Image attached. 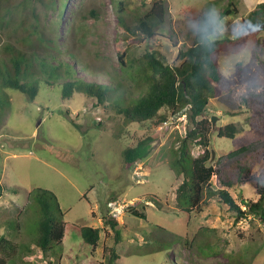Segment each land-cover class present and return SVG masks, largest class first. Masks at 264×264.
Segmentation results:
<instances>
[{"label":"rangeland","instance_id":"obj_1","mask_svg":"<svg viewBox=\"0 0 264 264\" xmlns=\"http://www.w3.org/2000/svg\"><path fill=\"white\" fill-rule=\"evenodd\" d=\"M65 1L0 0V54H5L7 44L27 52H48L45 39L54 38L64 51L63 59L74 63L67 54L74 51L78 60L109 83L115 81L109 73L117 79L127 76L121 70V53L136 60L155 50L174 62L180 46L193 43L192 25L201 13L215 7L220 15L230 0H166V21L157 36L148 39L122 29L114 0H67L60 16ZM126 1L127 23L137 29L136 18L154 0ZM235 1L239 14L223 18V38H232L237 25H243L257 4L264 2ZM242 40L244 46L232 44V52L223 47L219 57L220 69L232 86L230 91L219 89L210 99L209 112L217 120L207 147L215 152L213 162L242 146L264 142V115L242 103L249 87L264 89V34ZM77 74L91 77L80 65ZM128 85L138 91L131 82ZM8 91L10 103L4 106L0 101V171L5 187L0 198V237L16 242L22 256L8 264H107L111 246L120 256L116 264H264L260 216L249 214L237 221L218 197L208 195L191 213L175 209V189L182 177L171 169L170 160L172 147L177 148L178 140L193 127L187 114L169 112L170 120L156 127L152 121L127 123L83 93L66 99L60 87L44 82L33 101L19 90ZM232 122L242 132L235 139L218 138V128ZM147 136L155 139L148 159L126 163L123 150ZM196 142L191 144L193 156L206 149ZM263 169L264 159L253 168L250 182L237 186L242 187L238 191L229 189L239 203L241 198L258 200L255 179ZM213 186L223 188L216 177ZM38 188L56 195L68 225L102 229L94 255L74 230L49 256L33 246L40 216L34 203ZM130 206L145 217L134 215ZM111 216L120 224V241L104 224Z\"/></svg>","mask_w":264,"mask_h":264},{"label":"trees","instance_id":"obj_2","mask_svg":"<svg viewBox=\"0 0 264 264\" xmlns=\"http://www.w3.org/2000/svg\"><path fill=\"white\" fill-rule=\"evenodd\" d=\"M218 1L224 0L216 2ZM66 2L67 0L60 9V16ZM114 2L119 25L127 32L134 34L140 32L147 39L154 38L157 36V29L166 21V0H154L150 8L136 18L137 29L127 23L128 2L126 0H114ZM207 11L201 13L197 24L206 19ZM91 14L98 16L95 10H92ZM237 14L239 9L236 1L230 0L220 16L224 18ZM247 21H251L262 30L249 29L246 35L236 39L224 37L217 40L211 49L205 48L195 32L193 43L181 45L174 62H169L155 50L145 52L136 60L129 59L128 55L121 53V70L127 76L117 79L114 74L109 73L108 75L115 80L109 83L101 81L97 72L78 60L74 51L67 52L68 58L73 59L74 63L63 59L64 51L54 38L48 41L45 39L44 44L48 52L44 53L27 52L15 44H7L2 52L5 54H0V101L4 106L7 105L5 102L10 103L8 89L19 90L33 101L40 92L41 83L44 82L50 86L60 87L62 96L66 99H72L75 93L86 94L94 98L96 106L103 105L116 111L127 123L152 121L158 127L167 123L171 114H187L193 127L185 138L178 140L180 145L177 148L172 147L173 158L170 160L171 169L182 177L181 183L175 189V209L191 213L208 195L210 198L218 197L234 213L237 221L247 218L249 214L264 219V169L255 179L258 200L241 198L239 203L229 190L240 184H247L253 178V168L264 159V142L232 150L220 156L216 162L212 161L213 153L207 149L211 144L209 132L213 130L214 116L209 112L210 99L219 94V89L230 91L232 86V81L220 69V53L228 46L227 50L230 52L236 45L244 46L242 39L246 36L259 37L264 34V2L257 4L244 19L243 25H246ZM214 28L215 25L209 24V31H213ZM79 65L90 72L91 77H82L77 74ZM128 82H131L138 91L129 89ZM242 103L248 109L264 115V89L258 91L256 88L249 87L242 96ZM261 127L264 129V119ZM241 132L242 128L234 122L220 126L217 131L218 138L227 139H235ZM154 141L153 137L147 136L139 140L136 145L125 148L122 152L124 161L134 164L148 159L154 149ZM194 141L206 148L205 152L199 156L191 154V144ZM1 175L0 171V198L5 191ZM214 177L223 188H214ZM240 188L242 187H237V191ZM10 192L16 193L15 190ZM34 203L40 212L33 242L35 248L45 256H49L55 246L63 243L68 231L74 230L81 236L82 244L89 246L91 254L94 255L100 244L101 228L79 224L68 225L63 220L64 214L57 197L51 191L38 188ZM128 209L132 210L136 216L145 217L134 210L133 206ZM104 224L111 226L115 231L116 241H120L122 235L118 229L120 224L117 218L114 216L105 218ZM18 246L13 240L1 236L0 264H8L11 259L22 257L18 255ZM30 249L29 246L28 250ZM106 252H109L107 264H116L120 256L115 249L111 246ZM49 264L54 263L50 261Z\"/></svg>","mask_w":264,"mask_h":264},{"label":"clouds","instance_id":"obj_3","mask_svg":"<svg viewBox=\"0 0 264 264\" xmlns=\"http://www.w3.org/2000/svg\"><path fill=\"white\" fill-rule=\"evenodd\" d=\"M205 16V20L201 21L199 24L194 23L192 27L193 30L198 34L200 42L205 46V48L211 49L215 46L216 41L222 39L224 36V21L215 7L210 8L205 13ZM209 24L215 25L213 31L208 30ZM249 29L253 31L262 30L257 28V26L251 21H247L246 25H237L236 29L233 31L232 38L235 39L246 35Z\"/></svg>","mask_w":264,"mask_h":264},{"label":"water","instance_id":"obj_4","mask_svg":"<svg viewBox=\"0 0 264 264\" xmlns=\"http://www.w3.org/2000/svg\"><path fill=\"white\" fill-rule=\"evenodd\" d=\"M212 121H213V129H215L216 121H217L215 116L212 118ZM212 153H213V158H214L215 157V152L213 151Z\"/></svg>","mask_w":264,"mask_h":264},{"label":"built area","instance_id":"obj_5","mask_svg":"<svg viewBox=\"0 0 264 264\" xmlns=\"http://www.w3.org/2000/svg\"><path fill=\"white\" fill-rule=\"evenodd\" d=\"M166 123V122H165Z\"/></svg>","mask_w":264,"mask_h":264}]
</instances>
